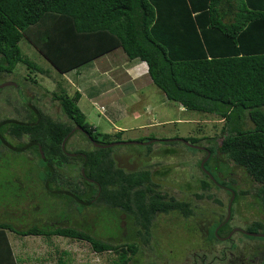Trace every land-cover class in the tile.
Listing matches in <instances>:
<instances>
[{
	"label": "trees",
	"instance_id": "obj_1",
	"mask_svg": "<svg viewBox=\"0 0 264 264\" xmlns=\"http://www.w3.org/2000/svg\"><path fill=\"white\" fill-rule=\"evenodd\" d=\"M22 39L60 75L116 48L129 60L144 62L153 85L168 101L185 111L213 115L223 122L221 131L225 135L220 145L208 149L211 154L217 150L245 170L256 185L264 212V0H0V75L8 76L22 64L29 72L26 82L36 84L29 74L45 73L23 57L19 47ZM50 95L59 103L64 119L52 117L37 103L28 101L25 110L31 112L32 120L8 127L13 138L21 130L29 134L32 146L27 147L28 151L37 157L46 174L43 188L64 200L75 197L85 206L96 196L99 186L98 202L104 198L108 206L129 210L125 195L119 199L114 194L117 177L134 187L148 173L128 175L117 169L111 149L78 150L85 155V160L79 159L84 174L96 182L91 190L81 189L82 182L73 187L58 169L77 161L61 148L73 126L81 127L99 144L121 141L124 132H97L77 106L78 91L69 95L60 86ZM35 113L38 121L34 120ZM247 120L249 128L245 127ZM148 140L152 138L137 141ZM185 140L200 145L207 139ZM205 189L207 184L203 185ZM142 195L137 190L132 216L142 245L151 248L156 214L181 205L187 217L191 204L165 202L158 197L146 202ZM12 226L0 223V264H14L7 232L83 241L98 254H119L116 264H128L140 249L138 244L103 243L73 228L15 230Z\"/></svg>",
	"mask_w": 264,
	"mask_h": 264
},
{
	"label": "flooded vegetation",
	"instance_id": "obj_2",
	"mask_svg": "<svg viewBox=\"0 0 264 264\" xmlns=\"http://www.w3.org/2000/svg\"><path fill=\"white\" fill-rule=\"evenodd\" d=\"M4 77L5 75H0V79L5 80ZM6 83L12 82L5 80L3 84ZM2 112L6 113L0 114V173H6L9 180L19 183L18 188L21 192L16 193V190L14 204L11 206L10 203L4 208H8L9 212L6 211L8 213L7 219L11 224V219L18 220V217L15 216V208L22 206L24 210L21 213L22 215L34 213L33 215L37 221L35 220L32 223L42 224L46 229L73 228L103 243L115 246L127 244H138L140 246L142 243L137 235L138 227L134 216H132V211L133 213L136 211L134 205L138 190L141 195L143 194L142 196H144L146 202H149L153 197H158L165 202L173 200L178 203L189 202L191 204V212L187 217L184 215L181 205L177 209L156 214L151 228L150 247L152 248V242L155 239L153 231L156 229V225L159 222L168 223L171 214H174L173 225L178 228L177 239L185 243L182 251L172 254L167 259L166 264H264V237L251 235H264V212L256 196V185L251 179L239 180L231 174L225 173L221 168V160L217 150L214 151V154H211L208 149L209 146L193 144L203 147L205 150H198L203 153L197 162L198 173L189 177L188 174H184L187 169L184 162H178L174 165L172 163L166 164L162 158L158 157L159 155L174 154L172 151L169 152L168 149L163 150L162 154H156L158 151L154 153L149 150L131 152L126 154V161L122 164L115 161V157L111 155L115 167L128 175L148 173L140 177L139 181L141 182L134 187H130L127 182L122 181L121 177H117L114 194L119 199L121 194L125 195V203L130 206V209L124 210L121 207L108 206L107 200L104 198L98 202L97 199L101 191L98 185V192L90 201L91 203L83 206L75 197L73 200H64L61 196H53L47 193L43 188L46 174L40 166H37V163H39L37 157L27 148L32 146L29 134H24L21 130L20 135L17 137L13 138L9 135L8 127L31 121L32 119L29 117L31 112L29 110H25L24 114L19 111L13 113L12 111L10 113L7 111ZM34 117V120L38 121L39 116L37 113ZM62 117L64 118L63 115ZM78 127L73 126L68 133L69 136L66 135L68 138L62 149L68 157L76 158L77 161L62 164L58 169L62 172L63 180L71 182L73 187L82 182L81 189L84 187L86 190H91L96 182L84 174L83 163L79 159L85 160V155L78 150L87 151L94 148V146L83 133V131H86L81 127V130L77 129ZM75 136H79L86 145L88 143L87 149L71 148L69 146L71 139ZM165 141L164 143H173L172 141ZM114 142L116 141L111 143ZM95 143L100 146L107 145ZM207 150L210 155L204 163V171L200 168V163L207 157ZM38 151L42 155L39 145ZM22 158H26L30 164L29 169L23 175H19L18 171L15 170L11 172V163H17V160ZM207 163L210 168L206 170L205 165ZM166 165L169 166L166 167ZM3 178L5 177H1V179ZM38 180L41 183L40 188L35 185ZM206 184L207 189L203 190V185ZM222 193L226 196L225 202L222 201ZM208 201L211 205L207 203ZM230 201L231 211L228 216L227 207ZM26 202L30 203L28 207H26ZM35 202L40 205L35 206ZM40 206L42 209H40ZM36 207L39 209L38 213L33 212ZM40 210H43V213ZM103 220L112 224L114 229H111V231H108V229L105 234L101 233L100 223ZM115 231L119 233H115ZM115 255L118 260L119 254L115 253Z\"/></svg>",
	"mask_w": 264,
	"mask_h": 264
},
{
	"label": "rangeland",
	"instance_id": "obj_3",
	"mask_svg": "<svg viewBox=\"0 0 264 264\" xmlns=\"http://www.w3.org/2000/svg\"><path fill=\"white\" fill-rule=\"evenodd\" d=\"M19 47L21 49L23 57L28 58L30 61L35 63L39 68L42 69L43 73L45 74H29L32 78H35L36 84L26 82V77H28L29 72L24 65L18 64L10 75L4 77L5 80L14 83V85L0 88V114L6 113L2 111H7L9 113L10 111H12V113L19 111L20 113L24 114L26 108V106L24 107V105L28 101H31L32 103H37L44 112L51 115L52 117H61L60 119H64L61 116L59 110V103L52 99L50 93L54 91H59V87L61 86L69 95H72L74 93V87L72 86L71 81H67L65 77L60 75L50 65V63L25 39H22L20 41ZM5 80L0 79V85L5 83ZM153 89V96L150 93V105L152 104L151 108H153V110L151 109V113L158 115L157 122H169L165 123L162 126L149 128L147 130L127 132L126 134L124 133L123 140H132L133 137H142L144 134L147 133L149 134V137L152 138V140H190L192 138H206L207 140H203L201 142V145L211 146L214 149H216L220 145L223 135H225V133L221 131L223 126V122L221 120H219L213 115H204L202 113L190 111H179L177 108V104L170 102L166 98H164V94L159 89L155 88L154 86ZM86 104L87 101L77 103V106L80 111H82L86 115V121L92 123L94 128H97V132L107 131L108 128L106 127V125L104 126L103 123H101L104 121L101 117H99L98 113L100 111L98 112L96 110V106L95 108H92L91 106L88 107ZM147 117L148 116L144 115L143 119H147ZM98 121L101 122L98 123ZM126 121L129 124L128 126H135L137 124H141L142 122L144 124L145 122V120H142L141 122V120L135 121L134 119H127L123 121V126L127 125ZM250 126L251 124L247 120L245 127L249 128ZM87 145L80 139L79 136L73 137L69 143V146L71 148L80 147L81 149H87ZM165 149H168L169 152L172 151L174 153L172 155L158 156L162 158L164 162H166V164L172 163L174 165L178 162H184V165L187 167V169L184 171V174H188L189 177L190 175L198 173L197 162L199 158L202 157L203 153L201 151L189 148L178 141H175L174 143L156 142L148 146H116L111 148V155L116 158H114L115 161L122 164L126 161L125 157L128 153L135 151L145 152L149 150L154 153L158 151V153L156 154H162V151ZM219 158L221 160V168L225 173L231 174L233 177L239 180H250L249 176L246 174L245 170L242 167L236 165L234 166L232 162L227 160L225 156L221 154H219ZM37 164V166H40L39 163ZM29 165L30 164L28 163L26 158L18 159L17 163H11V172L15 170L18 171L19 175H23L24 172L29 169ZM168 166L169 165H166V167ZM209 168L210 166L207 165L206 170ZM1 177L5 178L1 179ZM8 177L9 176H6V173H0V223H7L11 226L13 225L12 227L15 230H22L29 227L45 228L42 224L37 225V223H32L35 220L37 221V219L33 215L34 213L22 215L21 213L24 212L22 206H18L15 208V216L18 217V220L11 219V224L10 221L7 219L8 213H6V211H9L8 208H4L10 203L11 206L14 204V193L16 190V193H21L19 192L20 190L18 188L19 183L17 184V182L9 180ZM37 182L35 183V185L36 187L40 188L41 183L39 180ZM221 196L222 201L225 202L226 196L223 193L221 194ZM37 202L34 203L35 206L40 205ZM26 203V207H28L30 203ZM207 203L211 205L209 201ZM40 209H42L41 206ZM32 210L33 208L31 209V211ZM33 212L38 213L39 209L36 207L34 208ZM40 212L43 213V210H40ZM171 215L172 216L168 218V223L165 222L163 224L162 222H159L156 225V229L153 231L155 239L152 242V248H147L140 245L138 253L132 258V260L128 264H166L167 259L170 258L172 254L182 251V248L184 247L185 243L180 242V239H177L178 228L173 225L174 221L172 219L174 218V214ZM100 226L102 230L100 232L103 234L107 233L108 231H111V229H114L112 228V224L104 222V220L100 223ZM115 233L119 232L115 231ZM29 238L35 237H27V239ZM50 238L54 239V245L50 247L54 249H60L59 241L72 242L73 240L55 236H51ZM55 240H57L58 242L56 243ZM80 244L81 247L79 245V249L74 251L72 264H116L115 262H117V259L115 253H94L88 243L80 241ZM28 255H31L30 252L28 253ZM43 255L45 256V254ZM50 258L52 260L56 259L57 257L55 256Z\"/></svg>",
	"mask_w": 264,
	"mask_h": 264
},
{
	"label": "crops",
	"instance_id": "obj_4",
	"mask_svg": "<svg viewBox=\"0 0 264 264\" xmlns=\"http://www.w3.org/2000/svg\"><path fill=\"white\" fill-rule=\"evenodd\" d=\"M120 50L116 48L83 64L76 70L62 74L67 81H71L74 93L75 91L80 93L77 103L87 101L88 107L96 106V110L100 111L99 117L105 122L98 121V123L101 122L108 128L107 131L100 132L103 134H114L120 131L126 134L168 123L169 121L157 122L158 115L151 113L153 108H151L152 104L150 105V93L153 96L154 85L148 76L146 64L139 60H129ZM177 108L179 111H185L179 105ZM144 115L148 116L147 119H143ZM127 119L141 120V122L145 120V122L128 126L126 121L127 125L123 126V121ZM88 123L94 128L92 123ZM140 138L150 137L146 133L142 137H133L132 140ZM27 237L29 236L7 232L14 264H72L74 251L79 249V245L81 247L80 241L72 240V242L59 241L60 249H54L50 248L54 245V239L50 237L30 236L35 238L29 239ZM57 240H55L56 243ZM29 252L31 255H28ZM55 256L57 258L51 260L50 257Z\"/></svg>",
	"mask_w": 264,
	"mask_h": 264
},
{
	"label": "water",
	"instance_id": "obj_5",
	"mask_svg": "<svg viewBox=\"0 0 264 264\" xmlns=\"http://www.w3.org/2000/svg\"><path fill=\"white\" fill-rule=\"evenodd\" d=\"M11 85H14V83H6V84H3L0 86V88H3L5 86H11ZM77 129H80V127H78ZM83 133L86 135L87 139L93 144L94 147H97V148H102V149H107V148H112L114 146H124V145H149V144H152L154 142H156V140H149V141H146V142H141V141H116L114 143H110V144H107V145H98L96 144L92 138L90 137V135H88L86 132L83 131ZM69 136V135H68ZM68 136L63 140L62 142V149L64 148V145H65V141L67 140ZM167 141H178V142H181L183 143L184 145H186L187 147L189 148H192V149H197V150H205V148L203 147H200L198 145H193L187 141H185L184 139H174V140H167ZM209 151L207 150V157L200 163V168L202 170L205 171L204 169V163L206 162V160L208 159L209 157ZM230 211H231V201L229 202L228 204V207H227V213H228V216L230 215ZM252 236H257V237H264L263 234H251Z\"/></svg>",
	"mask_w": 264,
	"mask_h": 264
},
{
	"label": "built area",
	"instance_id": "obj_6",
	"mask_svg": "<svg viewBox=\"0 0 264 264\" xmlns=\"http://www.w3.org/2000/svg\"><path fill=\"white\" fill-rule=\"evenodd\" d=\"M101 110H103V108H101Z\"/></svg>",
	"mask_w": 264,
	"mask_h": 264
}]
</instances>
